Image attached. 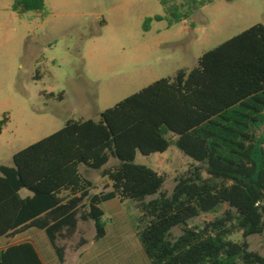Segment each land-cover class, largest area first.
<instances>
[{
	"label": "trees",
	"instance_id": "trees-1",
	"mask_svg": "<svg viewBox=\"0 0 264 264\" xmlns=\"http://www.w3.org/2000/svg\"><path fill=\"white\" fill-rule=\"evenodd\" d=\"M159 1L167 7L172 0ZM213 1L194 0L195 8ZM44 6L45 0H15L13 10ZM262 129L264 25L257 24L203 54L193 69L155 81L98 120L67 121L16 153L12 166H0V240L37 229L53 253L34 236L0 250V264H64L61 242L75 236L80 222L93 223L95 242L108 236L115 217L108 219L102 205L113 200L138 206L134 228L146 264H264L247 241L264 235ZM172 146L194 163L167 194L165 175L135 161ZM81 167L100 171L106 189L93 193ZM222 205L228 209L220 217L189 225ZM237 233L240 242L230 239Z\"/></svg>",
	"mask_w": 264,
	"mask_h": 264
},
{
	"label": "rangeland",
	"instance_id": "rangeland-1",
	"mask_svg": "<svg viewBox=\"0 0 264 264\" xmlns=\"http://www.w3.org/2000/svg\"><path fill=\"white\" fill-rule=\"evenodd\" d=\"M14 3L0 0V166H12L16 153L67 121L98 120L125 98L178 70L193 69L206 52L264 25V0H214L197 10L194 0H172L167 7L159 0H45L42 12L22 14ZM177 17L182 21L176 23ZM258 134L264 137V129ZM135 162L164 174L167 194L194 163L175 146L164 154H138ZM81 171L93 182V193L106 189L100 171ZM102 207L108 219L115 217L108 220L113 225L108 238L95 242L93 223H81L73 238L61 242L64 264H146L134 228L138 206ZM227 209L222 205L189 225L201 228ZM230 239L240 242L242 235ZM247 241L264 255V235Z\"/></svg>",
	"mask_w": 264,
	"mask_h": 264
},
{
	"label": "crops",
	"instance_id": "crops-1",
	"mask_svg": "<svg viewBox=\"0 0 264 264\" xmlns=\"http://www.w3.org/2000/svg\"><path fill=\"white\" fill-rule=\"evenodd\" d=\"M120 203L118 200H113V201H110V202H108V203H111V204H118V203ZM122 204V203H121ZM81 223H89V222H80L79 224H78V230H79V225L81 224ZM92 223V222H91ZM78 230H77V232H78ZM76 235V234H75ZM37 237L38 238V241L41 243V245H42V249L44 250V251H46V252H49V254H53L52 253V250L50 249V247L47 245V241H46V237H45V234H44V232L43 231H41V230H37V229H34V230H31L30 231V233L28 234V235H25V236H23V237H21V238H16L15 240H12V241H10V240H8V239H1L0 240V243H1V245H0V250H2L3 248H5V247H7V246H9V245H11V244H16V243H19L20 241H26V240H28V239H30V238H32V237ZM108 236H109V234H108ZM108 236L105 238V239H107L108 238ZM55 260L54 259H51L50 260V262L48 263V264H55V262H54ZM56 264H58L57 262H56Z\"/></svg>",
	"mask_w": 264,
	"mask_h": 264
}]
</instances>
